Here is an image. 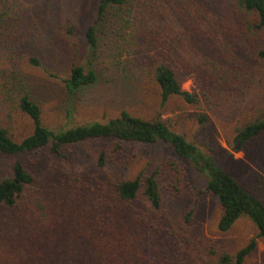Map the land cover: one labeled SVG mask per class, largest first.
Instances as JSON below:
<instances>
[{"label": "trees", "instance_id": "1", "mask_svg": "<svg viewBox=\"0 0 264 264\" xmlns=\"http://www.w3.org/2000/svg\"><path fill=\"white\" fill-rule=\"evenodd\" d=\"M12 3L0 0V27ZM110 24L114 35L133 47L139 73L153 79L161 106L172 97L213 104L217 83L225 76L230 79L225 64L236 61L242 70V64L264 60V0H98L94 24L85 33L91 48L97 27L107 29ZM187 77L196 81L193 94L182 90ZM95 81L94 72L75 66L64 85L73 94ZM19 108L32 121V132L16 141L0 126L1 155L22 156L47 148L61 156L88 141H108L112 153H119L122 143H165L204 180L201 193L216 198L222 211L220 232L247 217L264 238V179L244 188L159 116L145 119L122 111L105 123L50 130L34 101L24 96ZM263 132L264 112L238 128L235 141L241 146ZM106 158L102 150L97 166L104 167ZM260 168L264 172V158ZM34 185V175L20 160L0 179V264H245L256 248L255 239L235 253L213 247L198 251L189 240L184 247L177 232L162 226L156 172L97 185L88 199L75 192H40Z\"/></svg>", "mask_w": 264, "mask_h": 264}, {"label": "rangeland", "instance_id": "2", "mask_svg": "<svg viewBox=\"0 0 264 264\" xmlns=\"http://www.w3.org/2000/svg\"><path fill=\"white\" fill-rule=\"evenodd\" d=\"M97 3L13 0L0 27V126L16 141L31 134L32 121L19 108L24 96L39 106L41 122L50 130L105 123L122 111L145 119L159 116L172 131L216 159L244 188H253L258 178L264 179L260 168L264 132L241 146L235 141L238 128L263 115L264 60L242 64V70L236 61L225 64L230 79L225 76L217 83L213 104L204 99L190 104L172 97L161 106L156 84L136 69L133 47L114 35V26L97 27L96 45L91 48L87 43L85 33L94 24ZM75 66L94 72L96 81L70 94L64 80ZM182 90L197 91L194 77L186 78ZM121 148L112 153L108 141H88L69 147L61 156L50 154L47 148L22 156L0 154V179L20 160L34 175L35 190L75 192L88 199L97 185L156 172L162 226L177 232L184 247L189 240L198 251L213 247L235 253L255 239L256 248L245 264H264V238L258 237L254 224L241 217L230 230L220 232L222 211L216 198L201 193L204 180L167 144L122 143ZM102 150L107 158L100 168L97 159Z\"/></svg>", "mask_w": 264, "mask_h": 264}]
</instances>
